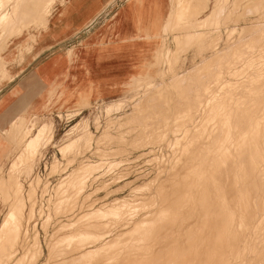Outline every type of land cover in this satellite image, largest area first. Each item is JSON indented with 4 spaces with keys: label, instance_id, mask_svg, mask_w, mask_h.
Returning a JSON list of instances; mask_svg holds the SVG:
<instances>
[{
    "label": "rangeland",
    "instance_id": "obj_1",
    "mask_svg": "<svg viewBox=\"0 0 264 264\" xmlns=\"http://www.w3.org/2000/svg\"><path fill=\"white\" fill-rule=\"evenodd\" d=\"M5 1L0 0L1 49L14 32L11 28L19 11V6H15L17 10L13 9L9 14L5 9L8 0ZM41 1L43 8L46 7L50 13L55 0ZM171 9L173 19L164 29L161 44L173 51H168L165 59L155 62L153 77L129 84L125 93L116 99L90 102L81 97L72 106H50L40 116L29 120L21 118L12 123L9 132L12 146L7 162L0 163V195H3L0 196V264H138V260L141 264H171L168 262V258L171 257L169 261L173 259L170 243L185 239L184 235L188 239L189 230L194 234L189 240L198 239L196 232L201 231L203 221L199 219L202 214L194 195L180 208L179 219L170 221L173 215L166 213L169 220L164 224L156 223L160 227L154 226L151 236H157L148 235V238L144 233H137L133 234L134 239L132 234L127 236V232H124V224L133 217L132 221L141 219L160 203L166 207L170 206L168 203L172 205L174 194L169 187L177 182L176 179L180 181V170L196 168L198 173L196 170L189 173L191 179L196 176L202 178H199L198 187H193L190 192L201 191L204 184L202 175L213 160V151H220V144L232 146L239 143L243 140L239 139V134L244 139L249 138L252 131H257L253 130L256 125L259 130L262 129L264 0H171ZM6 14L10 15L8 21L11 23L2 21ZM16 29V33H21V29ZM232 110L239 112L236 114ZM235 118L238 123H234ZM247 130L249 133L246 136ZM233 133L234 136L237 134V140L233 138ZM225 138L231 142V138L234 140L231 144ZM238 158L240 162L244 161L243 155L241 158L236 156ZM193 161H199L200 165L196 163L199 168ZM175 163L179 169L173 168ZM64 179L66 188L60 190ZM71 182L75 185L69 184ZM183 183L186 189L187 179ZM157 187H160V191H156ZM127 203L129 206L125 207ZM189 204L190 207H186ZM253 207L258 224L264 209L258 206L257 200H254ZM111 208L118 210V217L83 218V212L88 210L95 212ZM9 212L13 214L14 221L8 219ZM123 214L126 217L123 218ZM84 226L89 231L94 230V238L101 234L99 239H95L98 243L93 239L91 245L79 251L75 249L78 247L75 244L77 240L64 244L59 242L67 234L76 235L86 231ZM97 226L102 227L99 229ZM243 226L248 233L242 225L237 226L247 235H244L245 243L241 247L247 246L241 250L249 254L251 247L247 238H251L249 242L252 240V230L250 227L246 230L248 226L245 224ZM143 234L150 241L142 237ZM130 236L137 243H133ZM94 242L98 245L97 253H93L94 256L92 253L85 255L93 250L92 245L95 248ZM124 244L128 246L125 248ZM263 244L258 246L259 256H264ZM146 245L152 252L145 249ZM99 248H102L101 253ZM136 251L139 254L142 252V256ZM112 252L115 257L111 255ZM245 257L238 258V264H254L255 261Z\"/></svg>",
    "mask_w": 264,
    "mask_h": 264
},
{
    "label": "crops",
    "instance_id": "obj_2",
    "mask_svg": "<svg viewBox=\"0 0 264 264\" xmlns=\"http://www.w3.org/2000/svg\"><path fill=\"white\" fill-rule=\"evenodd\" d=\"M8 1L9 14L19 11L0 48V163L12 123L81 97L119 98L129 84L153 77L155 62L172 50L157 33L170 0H55L50 13L41 0Z\"/></svg>",
    "mask_w": 264,
    "mask_h": 264
},
{
    "label": "bare ground",
    "instance_id": "obj_3",
    "mask_svg": "<svg viewBox=\"0 0 264 264\" xmlns=\"http://www.w3.org/2000/svg\"><path fill=\"white\" fill-rule=\"evenodd\" d=\"M7 1V0H6ZM5 1V2H6ZM13 1V0H12ZM171 1V0H170ZM160 2V5L161 3H163V0H159ZM9 3V2H8ZM12 3V2H11ZM5 5V4H4ZM254 7V6H253ZM259 7V6H258ZM248 9V8H247ZM4 10V9H3ZM2 10V11H3ZM14 10H16V8H14ZM162 10V8H161ZM216 10V9H215ZM249 11V10H248ZM246 11V12H248ZM254 12V11H253ZM197 14V13H196ZM200 14V13H199ZM207 15V14H206ZM6 16V17H5ZM10 15L6 14L4 15V19L5 21H10ZM211 16V15H210ZM214 16V15H213ZM248 16V15H247ZM242 17V16H241ZM196 19V17H194ZM171 19H173V13H172V9L170 8L169 6V9L167 10V13H162L161 11V17H160V20H159V25H158V29H157V33L160 34L162 33V31L164 32V29L166 30V27H167V24L169 22H171ZM208 19V18H207ZM206 19H204L205 21ZM8 21V22H9ZM183 21V20H182ZM192 21V20H191ZM165 22V25H163ZM11 23V22H9ZM183 23V22H182ZM203 23V21H202ZM10 25V24H9ZM13 25V24H12ZM169 25V24H168ZM194 25V24H193ZM170 26H171V23H170ZM175 26V25H174ZM178 26V25H177ZM169 27V26H168ZM261 28V27H260ZM21 32V31H20ZM16 34H20V33H16ZM264 34V33H263ZM13 35V34H11ZM10 35V36H11ZM255 36V35H254ZM3 39V38H2ZM1 39V40H2ZM6 40V39H5ZM3 42V40H2ZM255 43V42H254ZM257 43V42H256ZM260 44V43H259ZM1 45V44H0ZM256 45V44H255ZM254 45V46H255ZM165 46V45H164ZM1 47V46H0ZM258 47V46H257ZM3 49V48H2ZM264 49V48H263ZM165 51V50H164ZM167 51V50H166ZM264 51V50H263ZM260 53V52H259ZM263 58H264V55H263ZM246 60V59H245ZM258 60V59H257ZM252 63V62H251ZM3 66H4V63L2 62ZM243 64V63H242ZM264 65V64H263ZM2 66V67H3ZM1 67V66H0ZM1 69V68H0ZM247 70V69H246ZM1 71V70H0ZM258 75V74H257ZM147 78V77H146ZM146 83V82H145ZM244 86V85H243ZM256 90V89H255ZM248 91V90H247ZM257 92V91H256ZM259 95V94H258ZM254 96V95H253ZM258 97V96H257ZM253 98V97H252ZM260 101V100H259ZM264 102V101H263ZM237 106V105H236ZM259 106V104H258ZM245 108V107H244ZM254 109V108H253ZM233 112H239V111H234L232 110ZM231 112V111H230ZM244 112V111H243ZM251 115V114H250ZM232 116V114H231ZM235 116V115H233ZM232 116V117H233ZM239 116V115H238ZM237 116V117H238ZM249 116V115H248ZM227 120V119H226ZM225 120V121H226ZM230 120H233L232 118ZM236 120V118H235ZM238 120V119H237ZM236 120V122L234 123H238V121ZM260 120V119H259ZM262 120V119H261ZM264 120V119H263ZM262 120V121H263ZM228 121V120H227ZM226 121V122H227ZM231 124H232V121H230ZM254 123V120L252 121ZM261 122V121H260ZM264 122V121H263ZM220 123V122H219ZM229 123V121H228ZM252 123V124H253ZM262 123V122H261ZM230 124V123H229ZM230 124V125H231ZM244 124V123H243ZM259 124V123H258ZM248 125V124H247ZM260 125V124H259ZM258 125H256L255 127L256 128H253L254 129H257V131H252L251 135L249 138H245L247 140H245L243 137H241L242 135L239 134V139H243V140H240L239 143L236 141L237 139L235 138V135L234 136V133H233V138H235L236 140V144H233L232 146L231 145H224V144H220V151H213V160L211 161V163L207 166L206 170H205V173L202 175L204 177V184L201 186L202 190L201 191H197V193H194V192H190V190H192L193 187L197 188L198 187V184H199V178H202L201 176H196L195 178H192L191 179V175H189L190 171H194L196 170V168L194 170H180L179 173H180V176H179V179L180 181H178L176 179L177 182H174L172 183L171 187H169L170 189L173 190V196H172V205L171 203H168L170 206L166 207L165 204H162L160 203L157 208L155 206V210L153 209V211H150L149 212H145L146 214L143 215V217L139 220H133V218L131 219H127V221L125 222L124 225H126V230H124V232H127V236L129 235H133V234H137V233H144L145 235H149L151 236V231H153L152 228H154V226H156V223H163L164 221H166L167 219L169 220L168 218V215H166V213H170V215H173L171 218H170V221L173 220L174 221V218H178L180 215L179 212H181L180 208L188 201L192 200V196L194 195L196 200L198 202V207L199 209L201 210V214H202V218H199L201 215L199 212V214L197 213V210L195 211L198 216L197 218L201 219L200 221L203 223V225L201 224V222L199 224H201V231L198 232L197 231V237L198 239L195 240L193 237L194 240H189L190 236L194 235L191 230H189V232H187V238L186 239V235L185 236V239L183 240H179V241H175L174 243H170L172 245V261H169L171 259V255L169 256L170 259L168 258V262L171 263V264H238L237 260L238 258H244L245 256V259H247V257L249 259V261H255L253 262L254 264H264V256H262L263 254H261L259 256L258 254V250H260L258 246H260L259 244H262L264 242V214L263 217L259 220L258 224L256 223L258 220L256 219V214L254 212V207H253V203H254V200H257L258 201V206L263 210L264 209V124L262 127L261 130H259L257 128ZM224 128V127H223ZM241 128V127H240ZM260 128V127H259ZM230 130L233 131V129L229 128ZM228 129V130H229ZM236 129V128H235ZM11 130H12V124H11ZM222 131V130H221ZM226 131V129H225ZM236 131V130H235ZM234 131V132H235ZM248 131V130H247ZM10 132V131H9ZM228 132V131H227ZM226 132V133H227ZM231 132V131H230ZM229 132V133H230ZM237 132V131H236ZM241 132V131H240ZM238 133H239V130H238ZM249 131L244 134V135H248ZM187 135V134H186ZM241 135V136H240ZM182 136V135H181ZM207 136V135H206ZM227 136V135H226ZM228 136L230 137L231 134ZM245 136V137H246ZM216 137V136H215ZM227 137V138H229ZM241 137V138H240ZM186 138V137H184ZM224 139V138H223ZM238 139V140H239ZM226 141H228L226 138H225ZM232 142L234 139H232ZM224 141V142H226ZM228 142H231L230 140ZM227 142V143H228ZM231 142V144H232ZM222 143V142H221ZM225 143V144H227ZM235 143V142H234ZM218 146V147H219ZM171 147V146H170ZM182 151V150H181ZM177 152V151H176ZM180 152V151H179ZM178 152V153H179ZM177 153V154H178ZM171 155V154H170ZM184 155V154H183ZM197 155V154H196ZM204 155V154H203ZM210 155V154H208ZM243 155L244 158H242L244 161L243 162H240L239 161V158L236 159V156H239L241 158V156ZM199 156V155H198ZM203 157V156H202ZM211 157V155H210ZM192 158V157H191ZM236 160H235V159ZM168 159V158H167ZM177 159V158H176ZM194 159V158H192ZM196 159V158H195ZM203 159V158H202ZM187 160V159H186ZM198 160V159H197ZM201 159H199L200 161ZM238 160V161H237ZM241 160V159H240ZM166 161V160H165ZM175 161V160H174ZM173 161V163H174ZM191 160H189L190 162ZM195 161V160H194ZM193 161V162H194ZM199 161L196 162L199 164ZM202 161V160H201ZM176 162V161H175ZM184 162V161H183ZM188 162V163H189ZM170 163V161H169ZM186 163V161H185ZM192 163V162H191ZM189 163V164H191ZM196 163L194 162V164L196 165ZM167 164V163H166ZM182 164V163H181ZM79 165V164H78ZM172 165V164H171ZM193 166V165H192ZM197 166V165H196ZM188 167V166H187ZM190 167V166H189ZM198 167V166H197ZM82 168V166L80 167ZM163 168L164 165H163ZM174 169H179L177 167V164L175 163L174 166H173ZM186 168V167H185ZM199 168V167H198ZM162 169V168H161ZM182 169V168H181ZM82 170V169H81ZM86 170V169H85ZM83 171V170H82ZM160 171V170H159ZM197 171V170H196ZM192 172V174L194 173ZM161 173V172H160ZM198 173V171L196 172ZM159 175V173H157ZM175 174V173H174ZM177 174V173H176ZM175 174V175H176ZM172 176V175H171ZM176 177V176H174ZM83 178V177H82ZM167 178V177H166ZM177 178V177H176ZM190 178V180H189ZM172 179V178H171ZM175 179V178H174ZM187 179V184L185 185L186 186V189L184 187V181ZM170 180V179H168ZM166 180V181H168ZM63 182L61 183V187H60V190H63L65 187V185L67 183H65V179L62 180ZM160 181V180H159ZM165 181V182H166ZM174 181V180H173ZM6 182V181H4ZM79 182V181H78ZM158 182V181H156ZM172 182V181H171ZM155 182L153 181V184ZM170 183V182H169ZM60 184V183H59ZM71 185H75L74 182H71L69 183ZM156 184V183H155ZM164 184V182H163ZM168 184V182H167ZM6 185V184H5ZM4 185V186H5ZM9 185V184H8ZM3 186V187H4ZM11 186V185H10ZM159 186V185H158ZM164 186V185H163ZM161 186V187H163ZM7 187V185L5 186V188ZM74 187V186H73ZM184 187V188H183ZM10 188V187H9ZM12 188V187H11ZM10 188V189H11ZM158 188V187H157ZM160 188V187H159ZM157 189L156 191H160V189ZM7 189V188H6ZM74 189V188H73ZM162 189V188H161ZM169 189V191H170ZM9 191V189H7ZM76 190V189H75ZM171 190V191H172ZM11 191V190H10ZM165 191V190H164ZM194 191V190H193ZM63 192V191H62ZM65 192V191H64ZM63 192V193H64ZM73 192V191H71ZM78 192V191H77ZM11 193V192H10ZM14 193V192H13ZM74 193V192H73ZM79 193H80V190H79ZM167 192L165 191V194ZM192 193V194H191ZM9 194V193H8ZM15 194V193H14ZM72 194V193H71ZM160 194V193H159ZM163 194V192H162ZM11 195V194H10ZM8 195V196H10ZM78 195V193H77ZM157 195V194H156ZM1 196V195H0ZM3 196V195H2ZM1 196V197H2ZM13 196V195H12ZM75 196V195H74ZM79 196V195H78ZM129 196V195H128ZM158 196V195H157ZM156 196V198H157ZM161 195H159L158 197H160ZM11 197V196H10ZM155 197V196H153ZM163 197V196H162ZM4 198V197H3ZM9 198V197H8ZM14 198V197H13ZM68 198V197H67ZM152 198V197H151ZM164 198V197H163ZM74 199V197H73ZM153 199V198H152ZM167 199V197H166ZM76 200V199H75ZM74 200V201H75ZM8 201V200H7ZM69 201V200H68ZM78 201V199H77ZM130 201V200H129ZM136 201V200H135ZM152 201V200H151ZM157 201H158V198H157ZM162 201V199H161ZM160 201V202H161ZM76 202V201H75ZM74 202V203H75ZM134 202V201H133ZM145 202V201H144ZM154 202V201H153ZM159 202V201H158ZM157 202V203H158ZM170 202V201H169ZM6 203V202H5ZM61 203V202H60ZM70 203V201H69ZM73 203V202H72ZM78 203V202H77ZM256 203V202H255ZM84 204V203H83ZM135 204V203H134ZM138 204V203H137ZM154 204V203H153ZM152 204V205H153ZM156 204V202H155ZM191 204V203H190ZM190 204L189 205H186V207H190ZM72 205V204H71ZM75 205V204H74ZM78 205V204H76ZM140 205V204H139ZM151 205V206H152ZM256 205V204H255ZM125 207H128V203L125 205ZM142 206V205H141ZM146 206V205H145ZM148 206V205H147ZM138 207V206H137ZM150 207V204L149 206ZM185 207V208H186ZM87 208V207H86ZM116 208V207H115ZM132 208V207H130ZM184 208V207H183ZM117 209H119V207H117ZM115 210V209H110V210H105V211H95L93 210L90 211H86V212H83V214H85L83 216V218H88V220L90 219V217H94V218H97V219H102L104 218L105 216H109V215H112V216H116L119 212H117L118 210ZM127 209V208H126ZM124 210V212L127 210ZM129 209V208H128ZM260 209V211H262ZM99 210V209H98ZM133 210V209H132ZM130 211V210H128ZM146 211V210H145ZM199 211V210H198ZM256 211V209H255ZM259 211V210H258ZM259 211V212H260ZM131 212V211H130ZM141 212V211H140ZM188 212V211H187ZM263 212V211H262ZM128 213V212H127ZM133 213V212H132ZM135 213V212H134ZM264 213V212H263ZM122 214V213H121ZM126 214V213H125ZM130 214V213H129ZM177 214V215H176ZM119 215V214H118ZM134 215V214H133ZM176 215V216H175ZM195 215V214H194ZM259 215V214H258ZM124 214H123V218H124ZM141 216V215H140ZM178 216V217H177ZM188 216V215H187ZM196 216V215H195ZM118 217V216H116ZM126 217V216H125ZM192 217V216H191ZM193 218H195L193 216ZM8 219L14 221L15 218L13 216V214L10 212L8 213ZM93 219V218H92ZM179 219V218H178ZM123 220V219H122ZM187 220V219H186ZM257 220V221H256ZM87 221V220H86ZM195 221V219H194ZM256 221V222H255ZM88 222V221H87ZM181 222V221H179ZM197 222V220L195 221V223ZM99 223V222H98ZM102 223V222H101ZM185 223V222H183ZM255 223L257 224V226L255 225ZM94 224V223H93ZM97 224V222H96ZM105 224V223H104ZM164 224V223H163ZM175 224V222H174ZM198 224V222H197ZM246 225L248 226V228L246 230L249 229L250 227V230H252V235H253V238L252 240L249 242L248 240H250L251 238H247V242H248V245L251 247V249L249 250L250 253L247 255L245 254L246 252H243L242 250H244L243 248L245 246H243V248L241 247L242 244H243V237L244 235V232L241 231V230H238L239 227L237 226H241L242 225V228L244 227L243 225ZM162 225V224H161ZM166 225V224H165ZM164 225V226H165ZM195 225V224H194ZM88 226V225H87ZM93 227H96L95 225H92ZM103 226V225H102ZM101 226V227H102ZM159 226V225H157ZM156 226V227H157ZM171 226V225H170ZM177 226V225H176ZM181 226V225H180ZM197 226V225H195ZM98 228L100 226H97ZM100 227V228H101ZM155 227V228H156ZM160 227V226H159ZM199 228V226H197ZM83 228H86L85 226ZM88 228V227H87ZM86 228V229H87ZM99 228V229H100ZM164 228V227H163ZM90 229V227H89ZM174 229V228H173ZM176 229V228H175ZM241 229V227H240ZM88 230V229H87ZM81 231L79 232L78 234L74 235V234H67L63 239L61 238V240L59 241L60 243L64 244V243H67V242H73L74 240H77V242H75V244H77L76 246L78 247H75V249H79V251L81 250V248H83L84 246H87L93 242V239L97 240L99 239V236L101 235H97L98 237L97 238H94L92 232L94 231ZM162 230V228H161ZM160 230V232H161ZM168 230V229H167ZM194 230V229H193ZM244 230V228H243ZM164 231V230H163ZM169 231V230H168ZM173 231V230H172ZM178 231V230H177ZM186 231V230H185ZM245 231V230H244ZM165 232V231H164ZM247 232V231H245ZM95 233V232H94ZM121 233V232H119ZM123 233V232H122ZM158 233V232H157ZM170 233V232H169ZM248 233V232H247ZM250 233V232H249ZM143 234L142 237H144L145 235ZM160 234V233H159ZM186 234V232L184 233ZM154 235V234H153ZM169 235V234H168ZM171 235V234H170ZM250 235V234H248ZM96 236V235H95ZM119 237H121L119 234H118ZM124 236V235H123ZM135 235H133L134 237ZM145 236V238L147 237ZM148 236V238H149ZM154 236H157V235H154ZM154 236H151V237H154ZM176 237V235H174ZM247 236V235H246ZM246 236L244 238H246ZM118 237V238H119ZM126 237V236H125ZM131 237V236H130ZM129 237V238H130ZM195 237V236H194ZM249 237H252V236H249ZM128 239V237H126ZM132 238V237H131ZM141 238V237H140ZM145 238L143 239L144 241ZM159 238V237H158ZM168 238V237H167ZM117 239V238H116ZM126 239V240H127ZM135 239V237H134ZM134 239L132 238V240L134 241ZM137 239V238H136ZM154 239V238H152ZM170 239V238H169ZM95 240V241H96ZM103 240V239H102ZM115 240V238H114ZM124 240V239H123ZM141 240V239H140ZM149 240V239H148ZM147 240V241H148ZM99 241V240H98ZM117 241V240H116ZM122 241V240H121ZM120 241V242H121ZM131 241V240H130ZM132 241V242H133ZM136 241V240H135ZM133 242V243H137V242ZM142 241V240H141ZM146 241V242H147ZM150 241V240H149ZM97 242V241H96ZM100 242V241H99ZM104 242V241H103ZM130 242V243H132ZM159 242V241H158ZM161 242V241H160ZM262 242V243H261ZM57 243V242H56ZM98 243V242H97ZM122 243V242H121ZM124 243V241H123ZM156 243V242H155ZM245 243V242H244ZM75 244H72L75 246ZM95 248L91 246V251L85 253V255H89V254H93V253H97L96 250H97V246L96 243L94 242L93 243ZM103 244V243H102ZM105 244V243H104ZM114 244V242H113ZM118 244V243H117ZM140 243H138L139 245ZM145 244V242L143 243V245ZM149 244V243H147ZM151 244V243H150ZM161 244V243H160ZM167 244V243H166ZM101 245V244H100ZM99 245V247H101ZM107 245V244H105ZM110 245V243H109ZM112 245V244H111ZM119 245V244H118ZM125 245V244H124ZM127 245V244H126ZM126 245H125V248H126ZM130 245V244H129ZM137 245V244H136ZM165 245V244H164ZM264 245V244H263ZM62 246V245H61ZM60 246V247H61ZM65 246V245H64ZM113 246V245H112ZM115 246V245H114ZM128 246V245H127ZM70 247V246H69ZM117 246H115L114 248H116ZM121 247V246H119ZM140 247V245L138 246ZM149 246L146 245L145 249L148 248ZM161 247V246H160ZM168 247H169V244H168ZM168 247H165V248H168ZM264 247V246H263ZM72 248V246H71ZM70 248V249H71ZM74 248V247H73ZM102 248H104L102 246ZM101 248V249H102ZM134 248H137V247H134ZM150 248V247H149ZM148 248V249H149ZM162 248V247H161ZM160 248V249H161ZM164 248V249H165ZM262 248V247H261ZM69 249V248H68ZM88 249V248H87ZM100 249V248H99ZM101 249L99 250V252L101 251ZM109 249V248H108ZM107 249V250H108ZM113 249V248H111ZM117 249V248H116ZM139 248H137L138 250ZM142 249V248H140ZM242 249V250H241ZM249 249V247H248ZM247 249V250H248ZM264 249V248H262ZM261 249V250H262ZM66 250V249H65ZM63 250V251H65ZM74 250V249H73ZM72 250V252H73ZM106 250V252H108ZM131 250V249H130ZM136 250V249H133V251ZM150 250V249H149ZM68 251V250H67ZM78 251V252H79ZM83 251V250H82ZM87 251V250H86ZM113 251V250H112ZM117 251V250H116ZM141 251V250H140ZM145 251V250H144ZM151 251V250H150ZM264 251V250H263ZM71 252V251H70ZM103 252V251H102ZM127 252V251H126ZM125 252V253H126ZM132 252V251H131ZM147 252V251H146ZM152 252V251H151ZM261 252V251H260ZM259 252V253H260ZM62 253V252H60ZM75 253V251H74ZM77 253V252H76ZM84 253V252H82ZM101 253V252H100ZM128 253V252H127ZM135 253V252H133ZM136 253L139 254L138 251H136ZM161 253V252H160ZM262 253V252H261ZM264 253V252H263ZM66 254V252H65ZM81 254V253H80ZM104 254V253H103ZM142 254V252H141ZM139 254V255H141ZM145 254V253H144ZM165 254V253H164ZM63 255V254H62ZM73 255V254H72ZM75 255V254H74ZM108 255V254H107ZM112 256L113 255V252L111 254ZM120 255V254H119ZM79 256V255H78ZM77 256V258H78ZM91 256V255H90ZM94 256V254L92 255ZM99 256V255H98ZM142 256V255H141ZM151 256V255H150ZM156 255H154L155 257ZM72 257V256H71ZM76 257V256H75ZM82 257V256H80ZM83 257H84V254H83ZM115 257V256H114ZM119 257V256H118ZM125 257V255H124ZM132 257V256H131ZM145 257V256H144ZM153 257V256H151ZM161 257V256H160ZM74 258V257H73ZM93 257H91L92 259ZM98 258V257H97ZM134 259V256L132 257ZM156 258V257H155ZM242 258V259H243ZM76 259V258H75ZM79 259V258H78ZM84 259V258H83ZM110 259V258H109ZM115 259V258H114ZM140 259V257H139ZM144 259L145 261V258H142ZM147 259V257H146ZM167 259V258H166ZM241 259V260H242ZM85 260H86V257H85ZM107 260V259H106ZM151 260V259H150ZM247 260H244V261H247ZM69 261V260H68ZM71 261V260H70ZM102 261V260H101ZM148 261V260H147ZM243 261V262H244ZM106 262V261H105ZM119 262V261H118ZM167 262V263H168ZM242 262V261H241ZM70 263H73V262H70ZM140 263V261L138 260V264ZM158 263V262H157ZM164 263V262H163ZM99 264V263H98ZM124 264V263H123ZM141 264V263H140ZM146 264V263H145ZM161 264V262H160ZM244 264H247V263H244ZM248 264H251V262H249Z\"/></svg>",
    "mask_w": 264,
    "mask_h": 264
}]
</instances>
